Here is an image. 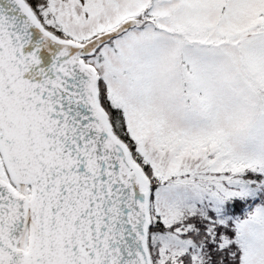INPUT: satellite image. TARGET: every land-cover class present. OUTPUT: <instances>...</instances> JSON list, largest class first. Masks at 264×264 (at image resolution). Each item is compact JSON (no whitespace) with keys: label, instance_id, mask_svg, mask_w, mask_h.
<instances>
[{"label":"snow or ice","instance_id":"obj_1","mask_svg":"<svg viewBox=\"0 0 264 264\" xmlns=\"http://www.w3.org/2000/svg\"><path fill=\"white\" fill-rule=\"evenodd\" d=\"M0 264H264V0H0Z\"/></svg>","mask_w":264,"mask_h":264}]
</instances>
